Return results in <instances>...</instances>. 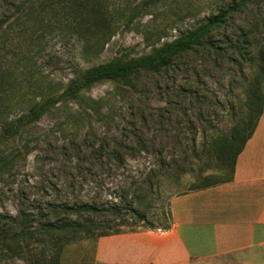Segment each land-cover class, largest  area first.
I'll return each instance as SVG.
<instances>
[{
  "label": "trees",
  "instance_id": "1",
  "mask_svg": "<svg viewBox=\"0 0 264 264\" xmlns=\"http://www.w3.org/2000/svg\"><path fill=\"white\" fill-rule=\"evenodd\" d=\"M5 1L17 5L18 8L13 9L17 10V20L41 15L46 8L56 5L64 11H73L69 0ZM262 2L264 0L224 2L196 26L181 32L148 55L129 61L113 59L85 69L75 68L73 76L59 92L34 97L24 108L19 107V102L13 105L11 99L7 101L9 69L6 63L9 54L6 31L0 32V143L9 146V149L0 147V176H13L29 154H34L35 162L41 163L42 168L46 167L34 184L9 188L20 203L15 214L0 211V261L17 257L46 263L48 259H57L67 245L81 239L142 230H168L172 215L170 221L165 217L164 220L160 217L146 220V213L137 208L138 200L154 184L159 185L167 177L178 178L188 172L189 164L176 159L177 155L169 153L163 146L148 145L150 137L144 129L149 124L151 111L132 105L120 107V111L126 112L122 118L126 116L131 121L117 130L108 125V129L98 135L90 118L100 117L109 124L108 114L103 111H112L113 107L107 106L110 94H140L137 79L142 73L161 74L176 66L178 59L199 48L209 52V48L217 47L213 44L215 32L230 28L229 22L235 23L237 16L250 7L252 20L234 26L233 33L226 36L227 46L234 53L245 49L248 39L264 26ZM90 13L92 19L88 29H91L92 42L87 45L88 49L93 47L96 51L111 33L104 31L100 34L99 30L106 27L98 25L103 20L98 17L100 10L96 6L90 8ZM100 82H113L115 92L104 98L85 100L84 92ZM263 83L264 59L249 90L248 118L230 138L219 139L225 166L230 172L220 177L212 173L203 176L193 191L231 181L237 156L253 134L263 111ZM48 116L52 119L49 124H36ZM177 144L182 145L178 141ZM188 147H181L180 151L186 154ZM138 159L143 164L138 165L141 168L133 174L129 161ZM107 182L111 186H107ZM141 221L143 224L140 225ZM51 248L54 252L48 257Z\"/></svg>",
  "mask_w": 264,
  "mask_h": 264
},
{
  "label": "rangeland",
  "instance_id": "2",
  "mask_svg": "<svg viewBox=\"0 0 264 264\" xmlns=\"http://www.w3.org/2000/svg\"><path fill=\"white\" fill-rule=\"evenodd\" d=\"M69 1L73 5L72 12L56 5L46 8L41 15L17 20V10L14 11L17 5L0 0V32L6 31L9 54L7 101L11 99L13 105L19 102V107L24 108L34 97L59 92L73 76L75 68L85 69L113 59L129 61L148 55L230 0ZM92 6L100 10L98 17L103 21L98 25L106 27L99 30L100 34L111 33L96 51L93 47L88 49L87 45L92 42L91 29H88ZM260 6L264 16V2ZM250 20L252 10L248 7L237 16L235 23L229 22L230 28L215 32L213 44L217 47L209 48V52L199 48L178 59L176 66L161 74L142 73L137 79L140 94L124 92L112 96L110 93L115 92L116 86L113 82L94 84L84 92L85 100L110 94L107 106L111 105L112 111H103L108 114L110 123H104L100 117L90 118L97 135L108 129V125L112 130L126 126L131 118H122L126 112L120 111V107L137 106L152 113L144 129L150 137L148 145L163 146L169 153L176 154V159L189 164L188 172L178 178H165L141 196L137 208L146 213V220L157 217L164 220L165 217L170 221L169 203L173 196L195 190L202 177L209 173L220 177L230 172L225 166L219 139L230 138L250 114L249 90L264 59V26L256 30L239 53L227 46L226 36L233 33L234 26ZM51 120V116L44 117L36 124L45 126ZM186 145L189 149L183 154L185 152L180 150ZM0 147L9 149L2 143ZM33 156L29 154L13 176H0V211L16 213L20 202L12 196V191L9 192L10 187L32 185L41 178L46 167L42 168ZM129 164L134 174L143 161L131 160ZM107 186L111 183L107 182ZM97 240L85 238L72 242L63 249L59 259H48L46 263L14 257L0 264H100L95 259ZM53 252L51 248L48 257Z\"/></svg>",
  "mask_w": 264,
  "mask_h": 264
},
{
  "label": "crops",
  "instance_id": "3",
  "mask_svg": "<svg viewBox=\"0 0 264 264\" xmlns=\"http://www.w3.org/2000/svg\"><path fill=\"white\" fill-rule=\"evenodd\" d=\"M168 230L98 238L100 264H264V107L231 181L175 195Z\"/></svg>",
  "mask_w": 264,
  "mask_h": 264
}]
</instances>
